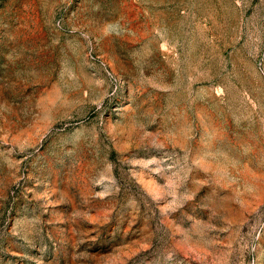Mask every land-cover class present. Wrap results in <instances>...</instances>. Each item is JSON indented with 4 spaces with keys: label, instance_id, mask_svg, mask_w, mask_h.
<instances>
[{
    "label": "rangeland",
    "instance_id": "1",
    "mask_svg": "<svg viewBox=\"0 0 264 264\" xmlns=\"http://www.w3.org/2000/svg\"><path fill=\"white\" fill-rule=\"evenodd\" d=\"M0 264H264V0H0Z\"/></svg>",
    "mask_w": 264,
    "mask_h": 264
}]
</instances>
